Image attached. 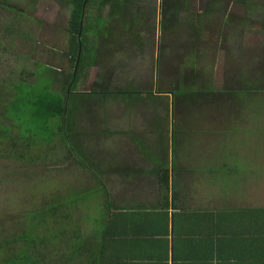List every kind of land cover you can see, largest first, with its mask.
Returning a JSON list of instances; mask_svg holds the SVG:
<instances>
[{"label":"rangeland","instance_id":"1","mask_svg":"<svg viewBox=\"0 0 264 264\" xmlns=\"http://www.w3.org/2000/svg\"><path fill=\"white\" fill-rule=\"evenodd\" d=\"M240 1L179 0L176 9L172 0H137L136 6L145 12L146 19L153 21V26L148 25L143 30V51L134 53L126 49V62L117 65L112 62V66L106 62L101 68H92L88 82L79 89L90 90L97 77L111 86L131 83L137 89L136 99L130 104L137 107L133 125L138 135L146 138L144 141H148V145L155 143L156 128L152 124L156 119L158 122L164 119L165 122L159 123L170 154L173 149L180 154L196 149L194 138L204 121L239 119L250 123L255 119L263 126L264 0H250L251 9ZM71 12L72 7L66 0H0V125H10L5 123L1 113L13 99L15 86L34 82L40 66L60 71L69 66L67 24ZM103 14L105 16L107 12L104 10ZM97 29L98 25L92 19L87 31L88 40L94 41V30ZM93 46H96L95 42ZM180 86L206 92L208 99L192 105L183 97H165L161 103L169 105L168 112L158 102L152 106L145 99L147 92H175ZM221 90L231 93L221 95ZM233 92L237 93L236 98ZM141 98L148 105L140 102ZM125 100H111L108 107L119 111ZM259 128L258 125L249 126L241 131L262 132L259 136L256 133L250 142L257 144L253 153L263 157L264 129ZM173 132L179 134L176 139ZM11 133L13 135L8 138L1 137L3 132L0 131V262L15 258L20 244L5 241L21 226L27 227L30 212L56 199L60 202L71 187L92 189L95 185L93 190H101L96 186V177L93 178L95 173L72 161L65 146L56 144L52 150L38 146L32 153L23 155L21 148L12 145V136H19L17 128H12ZM198 143L200 151H210V139H199ZM110 146L115 147L113 155L118 161L139 152V146L131 141ZM241 151L249 152L250 143L241 146ZM104 168L103 162L100 165L102 172ZM262 180L257 178L258 192H262L257 189L263 186ZM101 185L105 186V176ZM89 196L88 208L72 206L61 212L56 220L61 223L59 221L65 219H80L84 239L94 235L95 227L84 222L80 214H92L93 210L97 211L98 217L107 214L106 205H102L108 200L107 196L99 191L89 192ZM64 215H67L65 219L60 220ZM45 228L52 230L53 224ZM52 244V249L42 248L48 262L56 261L68 247L67 238Z\"/></svg>","mask_w":264,"mask_h":264},{"label":"crops","instance_id":"2","mask_svg":"<svg viewBox=\"0 0 264 264\" xmlns=\"http://www.w3.org/2000/svg\"><path fill=\"white\" fill-rule=\"evenodd\" d=\"M96 34L94 41L86 38L91 53L100 47ZM125 52L110 50L107 64L126 62ZM90 70L79 92H85L79 88L88 82ZM104 112L106 143H142L151 153L139 150L119 161L114 156L120 170L106 168L107 226L119 245L104 264H264V156L253 153L257 144L250 142L262 132L241 131L256 125L262 131L264 124L255 119L204 121L194 138L196 149L163 156L153 152L155 143L148 145L138 135L133 125L137 107L127 98L119 111L106 106ZM199 139L211 140L210 151L199 150ZM246 143L250 151L244 153ZM257 178L263 181L257 187L262 192L256 191Z\"/></svg>","mask_w":264,"mask_h":264},{"label":"trees","instance_id":"3","mask_svg":"<svg viewBox=\"0 0 264 264\" xmlns=\"http://www.w3.org/2000/svg\"><path fill=\"white\" fill-rule=\"evenodd\" d=\"M66 1L72 7L67 24L70 40V64L64 71L50 66H40L35 74L34 82L31 84L20 83L13 88V99L3 107L4 113H1L5 123L9 122L10 125H0V131L3 132L1 137L8 138L12 134V128H17L19 136H12V145L14 148H21L23 155L32 153V149L38 146H45L50 150L56 144L65 146L64 149L72 161L79 164L82 169H89L95 173L93 178L96 177V186L101 190H93L95 185L92 189L71 187L65 196H62L63 201L59 202L56 199L49 204H43V207L37 211L30 212L27 227L21 226L15 235L5 241L7 244H20L15 258H8L0 264H104L107 253L109 255L113 246L115 245L117 248L119 245L113 240L114 233L111 234L107 226V216L98 217L99 214L96 210H93L92 214L88 212L80 214L84 222L95 227L92 232L94 235L86 239L83 238L84 233L81 235L80 219L68 220L65 219L67 215H64L60 219H65L64 222L59 221L61 223H58L56 220L59 219L61 212L72 206L79 208L81 205V207L88 208L91 203L89 192L99 191L107 196L104 186L101 185V180L104 178L106 168H110L113 172L119 171L120 164L117 161L110 162L108 160L109 158L113 159L115 147L110 146L112 143L105 142V139H108V131L102 120L105 115L104 110L111 100H120L126 97L130 104L136 99L137 90H134L132 85L123 88L118 83H114L111 86L109 82L101 80V77H97L88 91L79 92L78 85H80L83 76L87 77V74L84 75L86 71L97 66L101 68L106 60H109L110 50L111 52L119 49L143 51V30L148 25L153 26V21L146 19L145 12L136 6L137 0ZM172 2L175 3L177 9L179 0H172ZM240 4L246 8H252L250 0H241ZM106 7L109 8V12L105 17L103 12ZM92 19H94V24L98 25L96 37L100 47L97 53L95 51L91 54L86 45V34ZM222 90L221 92H223ZM207 94L190 87L180 86L175 92L174 90L172 92H147L145 99L152 106L158 102L168 112L169 105L161 103L165 97H183L184 100H190L192 105H195L200 100L208 99ZM145 99L141 98L139 101L148 105L144 103ZM79 118L80 120L86 118L88 123H80ZM155 122L157 124L155 127H158V141L154 144L153 152L161 153L164 156L169 153V147L162 139L161 131V123L165 120L161 119L159 120L161 123H159L156 119ZM79 124L82 128H79ZM177 135H179L178 132H173L175 139ZM137 146H139V150L150 156V151L145 150L142 143H138ZM107 160L109 167L106 165ZM103 162L105 168L102 172L100 165ZM104 204L105 202L102 203V205ZM257 213L263 212L259 210ZM50 223L53 224V229L48 231L45 227ZM64 238H67L66 252L61 253L56 261H46L42 248L52 249V243ZM53 253L55 256V252Z\"/></svg>","mask_w":264,"mask_h":264}]
</instances>
